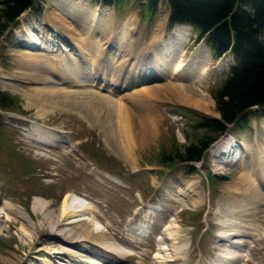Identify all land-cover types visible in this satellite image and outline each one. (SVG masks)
Instances as JSON below:
<instances>
[{
	"label": "rangeland",
	"instance_id": "rangeland-1",
	"mask_svg": "<svg viewBox=\"0 0 264 264\" xmlns=\"http://www.w3.org/2000/svg\"><path fill=\"white\" fill-rule=\"evenodd\" d=\"M94 5L90 0H37L35 9L23 13L12 28L0 35V92L5 93L14 106L11 111L0 109V217H3L0 220V258L15 262L17 257L22 264H76L66 255L49 254L46 248L57 244L53 242L56 239L48 234L49 230L42 232L51 219L44 215L56 216L63 198L69 194L72 195L70 204L90 210L85 218L99 222L97 225L104 230L103 239L113 244L111 253L122 258L124 264H150L153 260L155 264H163L161 258L167 254L177 259L170 264H264V199H259L264 194V117L259 116L256 108L246 126H232L226 137L211 145L204 160L196 164L195 175L187 176L181 166L163 167L157 161L162 153L182 150L204 134L191 128L199 116L219 117L211 94L234 64L231 55L216 60L205 41L198 42V35L190 27L176 25L169 29L167 0H160L154 13L149 15L142 12L144 0H127L119 8ZM77 6L87 13V21L78 19L76 25L64 12L59 13ZM93 18L103 21L100 24H105L101 26L105 31L109 27L113 30V25L119 32L125 26L124 30L135 27L131 36L116 35L114 46L107 50V55L113 53V62L119 59L130 65L138 63L133 76L135 83L122 89L117 86L113 95L99 87L106 78L109 86H116L112 71L108 76L101 72L95 85L87 87L78 84L86 82L83 79L75 85H59L56 77L47 72L50 60L60 57L66 63H74L71 60L78 58L85 64L84 68L89 65L85 57L80 56V50L92 52L87 44L89 36L96 39L95 48L101 50L102 39L110 33L104 31L103 38L97 23L98 31H94ZM176 29H183L185 34L176 38ZM159 36H162L160 45L155 46L153 43ZM130 39L134 49L129 55ZM150 43L153 44L149 52L151 59L148 52L141 56ZM31 45L36 46L35 49L30 48ZM163 52H167L166 56L171 54L169 67L178 60L189 63L182 65L184 80L168 83L157 75L137 79L139 71L149 65L142 59L152 62ZM71 56L74 58L69 59ZM107 62L114 64L115 71L118 61ZM33 63L44 66V79L56 83L39 82L30 69ZM60 64L57 66L60 70L67 66L64 63L60 67ZM152 66L154 71L161 68L155 67V62L150 64ZM197 67L198 70L204 67L206 71L201 83L200 78L195 77ZM191 70L192 81L186 80ZM126 72V68L123 69L121 77L126 76ZM37 90H45L47 94L49 90L81 93L77 98L82 101L61 95V98H53L48 106L38 101ZM88 95L92 97L89 99ZM116 102L117 107L123 109L124 131L115 125ZM127 117H133V121L141 125H131V128ZM230 136L236 140V148L243 149L238 159L239 149L230 144ZM29 137L37 142L52 139L59 142H50L51 147H46ZM226 147H233L234 153H226ZM252 154L256 158L254 164H251ZM230 159L232 163L227 162H231ZM244 172L249 176V180L245 179L249 184L242 190L237 182ZM250 176L255 182H250ZM252 190L261 195H257V204L245 203V196L255 194ZM36 200L48 203L46 211L33 213ZM232 203L235 209L230 208ZM6 204L16 209L18 216H7L2 209ZM167 225L173 226L167 231H173L176 240L168 238L166 231L164 236L169 241L166 245L173 247L177 254L163 253L168 251L162 243L164 236L161 238ZM73 227L81 233L82 226ZM159 238L166 249L159 248ZM93 241L84 244L86 253L75 251L80 260L89 262L83 264H100L90 254L98 252L91 246ZM39 249L43 251L37 252ZM100 252L114 259L104 253V248Z\"/></svg>",
	"mask_w": 264,
	"mask_h": 264
},
{
	"label": "trees",
	"instance_id": "trees-1",
	"mask_svg": "<svg viewBox=\"0 0 264 264\" xmlns=\"http://www.w3.org/2000/svg\"><path fill=\"white\" fill-rule=\"evenodd\" d=\"M94 4L121 7L127 0H90ZM143 13H154L160 0H144ZM37 0H0V35L12 28L19 17L35 9ZM168 26L188 25L205 41L212 56L230 53L234 65L211 94L218 118L198 117L191 128L204 132L183 147L157 157L163 167L181 166L194 174L196 163L232 126L243 127L256 108L264 117V0H167ZM13 103L0 92V109L11 111ZM183 110V109H181ZM212 179V178H211ZM222 181L226 179L222 178Z\"/></svg>",
	"mask_w": 264,
	"mask_h": 264
},
{
	"label": "bare ground",
	"instance_id": "bare-ground-1",
	"mask_svg": "<svg viewBox=\"0 0 264 264\" xmlns=\"http://www.w3.org/2000/svg\"><path fill=\"white\" fill-rule=\"evenodd\" d=\"M65 13L66 14V16L67 17H69V19L70 20H72V21H74V23H75V21H76V25H77V23H78V19L79 20H85V21H87L88 19H87V13L84 11V9L81 7H78L77 6V8H71L69 11H64V10H62V12L60 11L59 13ZM95 17V16H94ZM87 19V20H86ZM95 21L93 22V24H92V26H95L96 28L94 29V31H98V28H97V26L100 28V30L99 31H101V34H102V36H103V38H105V37H107V38H105V39H102V41L101 42H103L104 44L102 45V48H101V50L100 49H97V48H95V43H96V39H94V40H92V38L93 37H90L89 36V38H90V41L87 43L89 46V49H90V51H92V52H90L91 54H89L87 51L86 52H84L83 50H80L81 52H80V56L81 57H85V59H86V62H88L87 64H89L88 66H86V68H84V67H82L81 66V64H79V62H78V60L76 59V60H71L72 62H74V63H66L65 62V60L63 59V58H59V59H56V60H50V64H51V67H48L50 70L49 71H47L49 74H51L52 76H53V78H55L56 80H57V82H59L60 84L59 85H63V84H65V85H75L74 83H78V81H80V80H84V81H86V82H79L78 84H80V85H84L85 87H87L88 85H95V82L97 81V79H99L97 76H99V74H101V72L103 73V76H105V74H106V76H108V74L110 73V71H112V73H115V78H116V86H113V87H111L112 85H114V84H111V86H109L108 85V83H107V78L105 79V80H103V83L102 84H100V89L101 90H105V91H108L109 92V94H111V95H113L114 94V92L117 90V86H120V89H122V88H124V87H127L128 85H129V83L130 84H132V83H135V82H133V81H135L136 79H134L133 78V76H134V72H135V70H136V68H137V66H138V63H137V61L136 60H134V61H136V63H134L133 65H130V64H127L126 63V61L124 60L123 62H122V67L120 68V69H118L119 68V65H120V61H119V59H117L116 61H118V64L115 66V71L113 70L114 68H113V65L114 64H112V63H110V64H108V62L107 61H111V62H113L112 61V55H113V53H111V52H109V54H111V56H110V58L106 61V63L104 62L105 60H106V58H107V56L109 55H107V50H108V48L109 49H111V47L112 46H114V43H113V39L115 38V36L117 35V36H119V34H123L124 36L127 34V36H131V32H134V29H135V27H134V29H131L132 27H129V25H130V22H132V21H130L129 23H127V26L129 27V28H127V30H124L125 28H126V26H125V28H123V30L121 31V32H119V31H117L118 29V27L117 26H115V25H113V30H111V27H109V28H107V30L106 31H109L110 33L108 34V35H106L105 37H104V34H105V30H104V28H102L101 29V26L102 27H104L105 26V24L104 25H101L100 23H102L103 21L101 20H99L98 18H93ZM98 20V22H96ZM95 23H97V26L95 25ZM82 27V26H81ZM183 30V29H182ZM181 29H176V31L174 32V34H175V36H176V38L178 37V38H180L181 36H183L184 34H185V32H184V30L182 31ZM105 31V32H104ZM88 34V33H87ZM90 35H93L92 33H89ZM121 37V36H120ZM161 37L162 36H159V39H156V41L153 43V44H155V46H159L160 45V41H161ZM132 38V37H131ZM153 38V37H152ZM86 39V38H85ZM157 40H158V42H157ZM180 40V39H179ZM85 41H88V40H85ZM116 41V40H115ZM130 41H131V39H130ZM113 43V44H112ZM123 43V42H122ZM38 45V43H34V45ZM133 42L131 41V46L130 47H128V50L129 49H131L130 51H127V54H132L133 52ZM153 44H151L150 43V45L147 47V49L144 51V52H141V53H143V54H141V56L142 55H144L145 54V52L147 53H149L150 51H152L151 49H153V47H152V45ZM34 45H31V46H34ZM118 45V44H117ZM123 45V44H122ZM97 46V45H96ZM83 48H84V46H82ZM104 47H105V50H104ZM122 47H126V45L124 44ZM161 47V46H160ZM31 48V47H30ZM162 48V47H161ZM43 49H46L45 47H43ZM87 49V48H86ZM150 49V50H149ZM163 50H164V48H162ZM88 50V49H87ZM175 50H177V49H175ZM89 51V50H88ZM116 53H117V50H116ZM119 53L120 54H122V53H124V51H119ZM166 53L167 52H163L159 57L157 56V58L158 59H155V60H152V62L151 61H148V60H145V59H142V61L145 63V65H147V63H149V65L148 66H145V69H144V71L143 70H140L139 71V77L137 78V79H139V78H143V79H145V78H148V77H152V76H158V77H160V79H165L166 81H168V83H171V82H169V81H176V79H183L184 78V70H185V67H182V65H186V64H189V63H186V64H183L181 61L182 60H178L177 62H174V63H172L171 62V65H170V67H169V63H170V57H171V54H169L168 56H166ZM40 56H42V54H40V52L38 53ZM149 54H151V53H149ZM177 54V52L175 51L174 53H173V58H174V56ZM107 55V56H106ZM163 55H164V58H163ZM151 56V57H150ZM149 56V59H151L152 58V54ZM75 57V56H74ZM74 57H72L71 56V58H69V59H73ZM183 57V56H182ZM122 57H120V59H121ZM136 59V58H135ZM171 60H173V59H171ZM115 61V62H116ZM129 61H131V60H129ZM129 61H128V63H129ZM53 62H56V64H53L52 65V63ZM104 62V63H103ZM115 62H113V63H115ZM154 62L156 63V66L155 67H161V68H157L156 69V71H154L152 68H153V66L152 67H150V64L152 63V65L154 64ZM59 63H61L60 64V67H63V65H64V63L67 65V66H64L61 70L57 67L58 65H59ZM101 63V68H99V64ZM196 64H197V62H196ZM110 65V66H109ZM143 65V64H142ZM43 67L44 66H42V67H40L39 65L37 66L35 63H33L32 64V68H30L31 69V71L32 72H35L34 74H35V76H37L38 77V79L37 80H39V82H41V81H47L48 83L51 81V82H53V83H56V82H54V81H52V80H49V79H44V76L42 75V73L44 72V70L42 71V69H43ZM46 67V66H45ZM57 67V68H56ZM109 68H110V70H109ZM126 68V76H122L121 77V75L123 74L122 73V70L123 69H125ZM198 68L199 67H197L196 68V71H195V73H197L198 75H195V77L197 78H200V83L203 81V78L205 77V73H206V71L204 70V67H200V70L201 69H203L201 72H200V70H198ZM46 69H47V67H46ZM99 69H100V73H99ZM149 69H152V70H149ZM170 70V71H169ZM169 71V72H168ZM116 73H117V75H116ZM157 73V74H156ZM192 70L191 71H188V73H187V77H186V80H191L192 78ZM33 75V74H32ZM71 75V76H70ZM87 75H88V77H87ZM110 76H111V74H110ZM39 78H41V79H39ZM86 78V79H85ZM175 78V79H174ZM61 79H62V81H61ZM110 79V78H109ZM113 78H111L110 80H112ZM142 79V80H143ZM167 79H169V80H167ZM41 80V81H40ZM184 80V79H183ZM202 80V81H201ZM120 81V82H119ZM192 81V80H191ZM179 82V81H178ZM137 83V82H136ZM181 86V85H180ZM185 87V86H184ZM183 87V88H184ZM137 89V88H136ZM143 89V88H142ZM184 89H186V88H184ZM38 91V93L37 94H39L38 95V101H40V103L42 104V102H45V104L46 105H48V104H52V99L53 98H57V97H59V98H61V95H63V96H66V97H68V98H74V97H80L81 96V93H72V94H67V93H65V92H62L61 90L60 91H58V92H51L50 90L49 91H47V92H49L48 94L46 93V91L44 90H42L43 92H40V90H37ZM138 91H140V90H138ZM146 92H147V90H145ZM144 91V92H145ZM40 92V93H39ZM195 92V91H194ZM45 93H46V95H45ZM71 93V92H70ZM64 94H66V95H64ZM85 95V94H84ZM83 95V96H84ZM90 96L91 95H88V98L90 99ZM50 97H52V98H50ZM87 97V96H86ZM92 97V96H91ZM108 97V96H107ZM83 98H85V97H83ZM100 98V97H99ZM102 98V97H101ZM108 98H110V96L108 97ZM66 99V98H65ZM78 100H81L82 101V98L81 99H79V98H77ZM103 99V98H102ZM126 98L124 97V100H125ZM60 100V99H59ZM104 101H107L106 99H103ZM123 100V99H122ZM193 100V99H192ZM201 100V99H200ZM119 101H120V99H119ZM103 102V101H102ZM205 102V101H204ZM203 102V103H204ZM56 103V102H55ZM83 103V102H82ZM107 105H108V102L106 103ZM208 104V103H207ZM206 104V105H207ZM192 105V104H191ZM49 106V105H48ZM108 106H111V105H108ZM115 108H116V114H115V116H113V117H115L114 119H115V125L116 126H118V127H116V128H119V129H121L122 131H124V129H126V127H125V121L123 120V116L124 115H122V108L120 107V108H118L117 107V102H116V106H114ZM200 107V106H199ZM198 107V108H199ZM108 110V112H109V109H107ZM107 112V113H108ZM113 112L115 113V109L113 108ZM126 114H129V113H126ZM108 115V114H107ZM114 115V114H113ZM141 116V115H140ZM126 117V116H125ZM108 123H109V125L111 124V120H110V117L108 116ZM127 119H128V124L130 125V127L131 128H133L131 125H135V124H137V125H141V123L140 122H138V123H136V121L134 120L133 121V117H131V119H130V117H127ZM126 119V120H127ZM137 119L139 120V118L137 117ZM142 119V118H141ZM118 121H120L119 123H117ZM136 128L138 129V127L136 126ZM121 132V131H120ZM54 135V134H53ZM129 135V134H128ZM126 137H127V135H126ZM128 138V137H127ZM40 143H44V144H50V140H41V141H39ZM232 148L233 147H226V153H230L231 155L234 153V150H232ZM229 150V151H228ZM249 150V149H248ZM118 151V150H117ZM233 151V152H232ZM230 154H228V157H230ZM227 157V158H228ZM255 157H253V154H252V163L251 164H254L255 163ZM233 159H230V161H232ZM259 160V159H258ZM227 161H229V160H227ZM264 163V162H263ZM244 174H245V172H244ZM249 174V173H248ZM248 177L249 176H247V174H245L244 176H242V177H240L239 178V180H238V182H237V186H238V188H240V189H242L243 190V187L245 188V184H247L246 183V180H249L248 179ZM246 179V180H245ZM250 182H255L254 181V179L255 178H252L251 176H250ZM263 180V179H262ZM262 182H264V181H262ZM249 184V183H248ZM253 185H254V183H253ZM235 187V186H234ZM250 188V187H249ZM235 189V188H234ZM253 189V188H252ZM255 189V188H254ZM241 190V191H242ZM250 190H251V188H250ZM253 191V190H252ZM254 192V191H253ZM255 194H248L247 196H245V203L247 202L248 204H257V195H259V196H261L260 195V193H258L257 191L256 192H254ZM72 196V195H71ZM71 196L69 195V194H67V195H65V197L63 198V201H62V204H61V206H60V208H59V212L57 213V215L56 216H52V215H49V214H45V213H43L42 215H44L45 217L44 218H47V217H50L51 219L49 220V222H48V227H47V229H44V230H42V232H46V230H49L50 231V233L48 232V234L50 235V236H52V237H54L53 239H56L55 241H53V242H56L57 244H55L54 246H51V247H49V248H46V249H48V251L50 250V253L49 254H53V253H56V254H60V255H66V257H69L70 259H72V261L73 262H75L76 264H83V263H89V262H85V261H82V260H80L79 259V255H77L76 253H75V251L76 252H83V253H86V247L84 246V244H87V243H89L90 241H92V240H94L93 242H91V246L92 247H94V248H97L98 249V252H97V254L95 253V252H93V253H90V254H92V256L94 255L95 257L94 258H96V260H98V262L100 263V264H124L123 263V259L121 258V259H119V258H117V257H114L113 256V254L111 253V251H114V248H113V244L111 243V242H108V240H106V239H103V234H104V230L102 229V227H100V226H98L97 224L99 223V222H96V221H92V220H89V219H87V218H85V216L86 215H88V213H90V210L89 209H82L81 207H79V206H74L73 204H70V201H72V200H70L71 199ZM74 197V196H73ZM37 199H41V198H38V197H36ZM75 198V197H74ZM77 199V198H76ZM260 199V201L262 200V199H264V194L259 198ZM42 200H44V199H42ZM45 201V200H44ZM227 201V200H226ZM235 201V200H234ZM259 201V202H260ZM228 202V201H227ZM239 202V201H238ZM5 203H6V201H5ZM5 203H3V204H5ZM72 203V202H71ZM229 203V202H228ZM242 203V202H241ZM237 204V203H236ZM47 205H48V203H44L43 201H39V200H36V202L34 203V207H32V211H33V213L34 214H37V213H40V212H43V211H46L45 210V208L47 209L48 207H47ZM230 206V208H236V206L235 205H233V203L231 204V205H229ZM232 206V207H231ZM243 206V205H242ZM256 206V205H255ZM228 207V206H227ZM240 207V206H239ZM2 209H3V211H5L6 213H7V216H9V215H17L18 216V214L19 213H17L16 212V209H13V207L11 206V205H8V204H6V205H3V207H2ZM21 209V208H20ZM70 210V211H69ZM240 210V209H239ZM23 211V210H22ZM37 212V213H36ZM3 217H0V220L2 219ZM11 219L9 218V220L8 221H10ZM44 221V220H43ZM11 223V222H10ZM83 223H85V224H83ZM82 226L81 227V229H80V231H81V233H79L77 230H75L74 229V227L73 226ZM168 228H170V229H173V226L172 227H169V225H167L165 228H164V232H163V234H162V236H161V238L165 235V232L167 231V229ZM39 231V230H38ZM176 233V232H175ZM63 235H65V236H63ZM96 236H97V238H96ZM166 236L168 237V238H170L172 241L173 240H176V235L174 234V232L173 231H170V230H168L167 231V234H166ZM234 236V235H233ZM96 238V239H92V238ZM167 237H163L162 238V243L164 244L165 243V245H166V242H169V241H166V240H168V238ZM102 238V239H101ZM161 238H159L158 239V241L160 242V240H161ZM218 238H220V240H223V238H221V237H218ZM161 242H160V244H159V248H163V249H166V246L168 247V251H165V252H163V251H161V249L159 250V248H158V251L159 252H163V253H167V252H169L170 253V251L171 252H173V254L175 253V254H177L176 253V250H174L173 249V247H169L168 245H166V246H164L163 244H162ZM236 244V243H235ZM162 245V247H160ZM236 245H238V244H236ZM105 249V251L106 252H104V253H108V254H110V256H113L114 257V259H111V258H108V257H106V255H104V254H102L101 255V250L102 249ZM170 249V250H169ZM172 249V250H171ZM110 250V251H109ZM41 251H43L42 249H39L37 252H41ZM100 252V253H99ZM159 254H157L156 256H158ZM165 256H167V257H164V258H161V259H163L164 261H163V264H166V262H167V264H170V263H175V262H177V259H175V258H173V256H170V254H167V255H165ZM115 258H116V261H115ZM169 258H171V259H169ZM229 257H227V259H228ZM118 259V260H117ZM154 259H155V257H154ZM234 260H236V258H233V261ZM119 261H121V262H119ZM172 261V262H171ZM22 262V260H19V259H17V257H16V259H15V262H13V260H9V259H3V258H0V264H22L21 263ZM156 263H159V262H156ZM150 264H155V260H153V262H151ZM228 264V263H227Z\"/></svg>",
	"mask_w": 264,
	"mask_h": 264
}]
</instances>
